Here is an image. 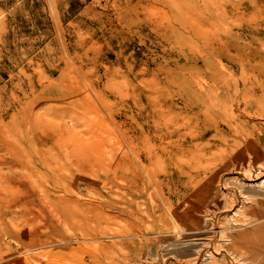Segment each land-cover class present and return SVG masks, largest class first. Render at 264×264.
<instances>
[{
  "label": "rangeland",
  "instance_id": "rangeland-1",
  "mask_svg": "<svg viewBox=\"0 0 264 264\" xmlns=\"http://www.w3.org/2000/svg\"><path fill=\"white\" fill-rule=\"evenodd\" d=\"M261 84L264 0H0V264H177L206 251L208 216L168 234L163 197L187 209L209 184L229 226L242 203L264 204ZM212 99L226 103L201 115ZM148 119L168 160L154 164L153 200L136 191Z\"/></svg>",
  "mask_w": 264,
  "mask_h": 264
},
{
  "label": "bare ground",
  "instance_id": "bare-ground-1",
  "mask_svg": "<svg viewBox=\"0 0 264 264\" xmlns=\"http://www.w3.org/2000/svg\"><path fill=\"white\" fill-rule=\"evenodd\" d=\"M205 1V0H204ZM202 3V0H201ZM213 3V0H212ZM260 3V2H259ZM204 4V3H203ZM244 4V2H243ZM176 5V4H175ZM217 5V4H216ZM246 5V4H245ZM261 5V4H260ZM247 6V5H246ZM257 6V5H256ZM255 7V6H254ZM251 8V7H250ZM260 8V7H259ZM263 8V7H262ZM261 8V9H262ZM243 9V8H241ZM248 9V8H247ZM253 9V7H252ZM192 10V9H191ZM226 10V9H225ZM229 10V9H228ZM233 10V9H232ZM254 10V9H253ZM186 11V10H185ZM227 11V10H226ZM240 11V10H239ZM244 11V10H243ZM187 12V11H186ZM209 12V10H208ZM218 12V11H217ZM229 12V11H228ZM248 12V11H247ZM256 12V11H254ZM243 13V12H242ZM184 14V13H183ZM197 14V13H196ZM212 14V13H211ZM210 14V15H211ZM252 14V13H251ZM257 14V13H256ZM190 15V14H189ZM229 15V14H227ZM187 16V15H186ZM201 16V15H200ZM252 16V15H251ZM210 17V16H209ZM195 18V17H194ZM254 19V18H253ZM192 20V19H191ZM196 21V20H195ZM192 22V21H191ZM200 23V22H199ZM252 23V22H251ZM194 24V23H193ZM197 26V25H196ZM202 25H200L201 28ZM262 27V26H261ZM250 30V29H249ZM192 32V30H191ZM219 44V43H218ZM222 44V43H221ZM224 44V43H223ZM225 45V44H224ZM219 49V53L222 54L225 46H220V48H217V50ZM223 58V57H222ZM218 74H215V77H217ZM263 84H261L259 87L263 88ZM264 90V89H263ZM234 92L233 88L229 86V89L227 90V92H225L227 94V96L232 97V93ZM236 93V91H235ZM157 103V102H156ZM189 103V102H188ZM222 103H226L225 100H217V99H212L210 101V104L208 103L207 105H204L203 107H200V113L201 115H204L205 117L206 114L209 113H213V110L215 112V114L218 113V111L222 108ZM153 104V102H152ZM161 104V102H160ZM158 104V105H160ZM147 105V104H146ZM144 106V105H143ZM153 106V105H152ZM151 106V108H152ZM225 106V105H224ZM150 107V106H149ZM213 110H212V109ZM167 109V108H166ZM181 109V108H180ZM197 109V108H196ZM161 110V109H160ZM150 112V110H148ZM140 112V111H139ZM143 112V111H142ZM160 112V111H159ZM177 112V111H176ZM192 112V110H191ZM179 113V112H178ZM195 113V112H194ZM143 114V113H142ZM180 114V113H179ZM145 115V113L143 114ZM156 115V114H155ZM178 115V114H177ZM141 116V115H140ZM148 116V115H147ZM157 116V115H156ZM163 116V115H162ZM138 117V116H137ZM146 117V116H145ZM150 119L151 117L154 118V115H150L148 116ZM158 117V116H157ZM160 118V117H159ZM162 118V117H161ZM164 118V116H163ZM169 118V117H168ZM173 118V116H172ZM167 119V116H166ZM154 120V119H153ZM175 120V119H174ZM181 120V119H180ZM141 121V120H140ZM170 121V120H169ZM191 121V120H190ZM156 121L152 122L155 124ZM165 122V121H164ZM171 122V121H170ZM175 122V121H174ZM173 122V123H174ZM184 122V121H182ZM167 123V122H166ZM191 123V122H190ZM203 123V130L200 132L201 136H204L207 134V132L210 130L211 128V124L209 122L206 121H202ZM150 120L148 119L145 122H141L139 125V132L138 135L136 137L137 140V145H136V159L135 161H137V165H136V176H137V182L139 184V186L141 188H138V190H136L139 194H141V192L144 191H148L150 189V187L152 188V191L154 190L153 187L157 188L158 190L161 189V184H162V179H160L161 177H159L158 173L155 171V167L154 164H156V162H160V160L162 161H166L167 159L162 158V155L158 154L155 150V139H154V135L152 131L153 129V125H150ZM197 124V123H196ZM145 125H147V127L145 128ZM172 126V125H171ZM175 126V125H174ZM183 126V125H182ZM215 126L217 128L218 127V123H215ZM163 127V126H162ZM178 127V126H177ZM166 128V127H165ZM164 128V130H165ZM158 129V128H157ZM185 129V128H184ZM179 130V129H178ZM196 130V129H194ZM189 134V133H188ZM192 134V133H190ZM165 135V134H164ZM198 135V134H197ZM159 136V135H157ZM166 136H171L169 134H166ZM185 137V136H184ZM194 137V136H193ZM172 138V137H171ZM164 139V138H163ZM193 139V138H192ZM191 139V140H192ZM165 140V139H164ZM188 140V139H187ZM155 141V142H154ZM199 141V140H198ZM188 142V141H187ZM194 142V141H193ZM192 142V143H193ZM126 144V143H125ZM124 144V145H125ZM130 144V143H129ZM173 144V143H172ZM180 144V143H179ZM134 145V144H132ZM163 145V144H162ZM186 145V144H185ZM170 146V145H168ZM183 146V145H182ZM194 146V145H193ZM124 147V146H123ZM129 147V146H128ZM162 147V146H161ZM175 147V146H174ZM123 149V148H122ZM130 149V147H129ZM128 149V150H129ZM158 149V148H157ZM141 150L145 151V154H143V152ZM186 150V149H185ZM123 151V150H122ZM126 151V150H125ZM134 151V150H133ZM131 152V151H130ZM162 152V151H161ZM170 152V151H169ZM173 152V151H171ZM186 152V151H185ZM196 152V151H194ZM163 153V152H162ZM174 153V152H173ZM131 154V153H130ZM135 154V153H134ZM165 154V153H164ZM171 154V153H170ZM177 154V153H174ZM183 154V153H182ZM188 154V153H187ZM181 155V154H180ZM190 155V154H189ZM192 155H194L192 153ZM199 155V154H198ZM186 156V155H183ZM182 156V157H183ZM130 157H134L132 154L130 155ZM134 157V158H135ZM196 157V156H195ZM194 156L192 158H195ZM127 158V157H126ZM133 158V159H134ZM200 158V157H199ZM125 159V158H124ZM169 159L171 160L170 156ZM183 161V159H181ZM188 160V159H186ZM193 160V159H192ZM132 161V160H131ZM168 161V160H167ZM175 161V160H174ZM190 161V160H189ZM195 161V160H194ZM128 163V162H127ZM165 163V162H164ZM200 163V162H198ZM197 163V164H198ZM173 164V163H172ZM171 164V165H172ZM179 164V163H178ZM191 164V162H190ZM166 165V164H165ZM174 165V164H173ZM187 165V164H186ZM189 165V163H188ZM187 165V166H188ZM159 166V165H158ZM164 166V165H163ZM168 166H170L168 164ZM179 166V165H178ZM190 166V165H189ZM166 167V166H164ZM174 167V166H173ZM248 167V166H246ZM160 168V167H159ZM177 168V167H176ZM183 168V167H182ZM191 168V166H190ZM197 168V166H196ZM195 168V169H196ZM249 168V167H248ZM251 168V167H250ZM128 169V168H127ZM165 169V168H164ZM179 169V168H178ZM244 170H248V169H244ZM252 170V169H251ZM162 171V170H161ZM160 171V173H161ZM167 171V170H166ZM170 170H168L169 173ZM176 171V170H175ZM246 171L243 172V176L244 178H249V173H247ZM134 171H132L133 173ZM163 172V171H162ZM185 172L187 173V171L185 170ZM195 171H190L188 170V173L186 174V178L182 180V183L184 182L185 184H195V183H199L197 182V178L199 175V172H195ZM202 172V171H201ZM264 172V167L261 168L260 170H257V174H260ZM181 173V171H180ZM122 174V173H121ZM256 174V175H257ZM170 175V174H169ZM182 175V174H181ZM128 176V175H127ZM135 176V177H136ZM254 176V175H253ZM173 177V176H172ZM126 178V177H124ZM130 178V177H129ZM164 178V177H163ZM166 178V177H165ZM179 178V177H178ZM177 178V179H178ZM171 179V178H170ZM243 179V178H242ZM123 180V179H122ZM132 180V179H131ZM134 180V179H133ZM175 180V179H174ZM133 182V181H132ZM136 182V181H135ZM136 182V183H137ZM165 182V181H164ZM168 182V180H167ZM175 182V181H174ZM177 183V182H176ZM181 183V182H180ZM130 184V183H129ZM132 184V183H131ZM134 184V183H133ZM202 184V183H201ZM179 185V183H178ZM196 185V184H195ZM225 188H226V183L224 184ZM185 186V185H184ZM183 186V187H184ZM198 186V185H196ZM195 186V187H196ZM135 187V186H134ZM180 187V186H179ZM182 187V188H183ZM137 189V188H136ZM189 189V187H188ZM193 190V189H192ZM233 190V189H232ZM125 191V190H123ZM188 191V190H187ZM235 191V190H234ZM158 192V191H157ZM157 192H155L157 194ZM198 192V197H195L196 199H194V202L188 201L190 203L189 207L187 209L180 208V207H173V197H168L165 198L163 197V201H165V203H167V206L169 207V212H171V219H169L168 222H166L165 224V228L168 232V234L173 233L175 235H182V238L185 235L190 234V231L192 229H190V225H193V223L195 224H199L202 215L204 216H208L209 218V224L212 228H213V234L211 236V240L209 241V247L207 248V250L205 251H196L194 252L191 256L186 257L184 260H180V262H177V264H241L242 262L247 261L250 262V264H264V204L263 202H261L260 200H253L252 203H248V204H244L242 203V205L240 206L239 209L234 210L235 214H237V216L233 219L235 220V222L237 224L234 225H230L227 224L225 222V220L221 219L220 215L218 214V210L221 208V203L223 202L220 198H218L219 196H216V198L212 197L213 194V188L212 186H210L209 184H203L200 188H198L196 190V193ZM216 192V191H215ZM135 193V192H134ZM193 193V192H192ZM235 193V192H234ZM230 194V196H228V198H226L224 200V203H228L225 207H235L236 204L239 203V201L237 202V197L235 196V194ZM127 194V193H126ZM153 192L150 193L148 191V195L151 198V200H153ZM154 194V196L156 195ZM169 194V193H168ZM187 193L184 190H179L178 192V200H180L181 198L185 197ZM191 194V193H190ZM218 194V193H217ZM221 194V193H220ZM226 194V193H225ZM146 196V195H145ZM164 196V195H163ZM173 196V195H172ZM176 196V195H175ZM212 197L213 200L212 201H208V197ZM214 196V195H213ZM144 197V196H143ZM142 197V198H143ZM159 197V196H158ZM130 198V197H129ZM157 198V197H156ZM155 198V199H156ZM211 198V199H212ZM190 199V198H188ZM224 199V198H223ZM244 199V198H243ZM148 201L149 202H151ZM158 200V199H157ZM184 200V199H183ZM210 200V199H209ZM132 201V200H131ZM140 201V200H139ZM161 201V199H160ZM199 201V202H198ZM242 201V200H241ZM244 201V200H243ZM162 202V201H161ZM160 202V203H161ZM152 203V202H151ZM158 203V202H157ZM163 203V202H162ZM175 203V202H174ZM183 203V202H182ZM223 203V204H224ZM138 204H140L138 202ZM188 204V203H187ZM186 204V205H187ZM127 205V204H126ZM135 205V204H134ZM150 205V204H149ZM156 205V204H155ZM180 205V204H179ZM182 205V204H181ZM240 205V204H239ZM128 206V205H127ZM144 206V205H143ZM224 206V205H223ZM151 207V206H150ZM161 207V206H160ZM159 207V208H160ZM233 207V208H234ZM239 207V206H238ZM127 208V207H126ZM129 208H131V206H129ZM156 208V207H155ZM167 208V207H166ZM237 208V207H236ZM141 209V208H140ZM165 209V208H164ZM168 209V208H167ZM183 209V210H181ZM232 209V208H231ZM134 210V209H132ZM155 212L157 211V209H154ZM154 210L152 211V213L154 212ZM225 210V209H223ZM141 211V210H140ZM221 211V210H220ZM230 211V210H229ZM218 212V213H217ZM233 212V211H232ZM231 212V213H232ZM237 212V213H236ZM152 213H150L149 217L151 218L153 215ZM159 213V212H158ZM127 215V214H126ZM231 215V214H230ZM234 216V215H233ZM160 218L162 216H159ZM163 218V217H162ZM206 218V217H205ZM232 218V217H231ZM159 220V219H158ZM142 222V221H141ZM149 222V221H148ZM190 223V224H189ZM141 224V223H140ZM148 224V223H147ZM205 224V223H204ZM144 225V224H142ZM160 226V225H159ZM141 227V226H140ZM154 227V224H153ZM193 227V226H192ZM204 227V226H203ZM143 228V227H142ZM210 228V227H209ZM207 228V229H209ZM215 228H219L220 232L215 231ZM124 229V228H123ZM201 229V228H200ZM196 230V229H195ZM199 230V229H198ZM130 231V230H129ZM137 231V230H136ZM138 232V231H137ZM152 232V231H151ZM128 233V231H127ZM162 233V232H160ZM159 233V234H160ZM197 233V232H195ZM199 233V232H198ZM205 233V232H203ZM167 234V235H168ZM209 234V233H208ZM210 234V235H211ZM161 235V234H160ZM194 235V234H193ZM199 235V234H198ZM124 236V235H123ZM166 236V235H165ZM197 236V235H196ZM132 237V236H131ZM187 237V236H186ZM200 237V236H199ZM210 237V236H209ZM217 237H219L217 239ZM159 238V237H158ZM204 238V237H202ZM208 238V237H207ZM222 238H225L224 241L222 240ZM139 239V238H138ZM141 239V238H140ZM145 239V238H144ZM143 239V240H144ZM160 239V238H159ZM205 239V238H204ZM220 239V240H219ZM125 240V239H124ZM128 240V239H127ZM130 240V239H129ZM146 240V239H145ZM137 241V240H136ZM181 241V238H180ZM150 242V241H149ZM178 242V241H177ZM132 243V242H131ZM140 243V242H139ZM206 245V244H205ZM143 246V245H142ZM141 246V247H142ZM205 248V247H204ZM203 248V249H204ZM216 254H221L220 257L216 256ZM202 257H205L202 260ZM86 264V263H83ZM244 264V263H243Z\"/></svg>",
  "mask_w": 264,
  "mask_h": 264
}]
</instances>
